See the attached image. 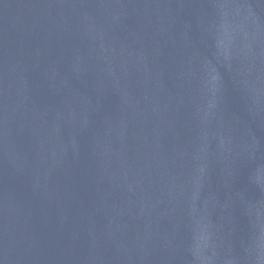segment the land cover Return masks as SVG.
Returning a JSON list of instances; mask_svg holds the SVG:
<instances>
[{
	"label": "water",
	"instance_id": "95a60500",
	"mask_svg": "<svg viewBox=\"0 0 264 264\" xmlns=\"http://www.w3.org/2000/svg\"><path fill=\"white\" fill-rule=\"evenodd\" d=\"M0 264H264V0H0Z\"/></svg>",
	"mask_w": 264,
	"mask_h": 264
}]
</instances>
